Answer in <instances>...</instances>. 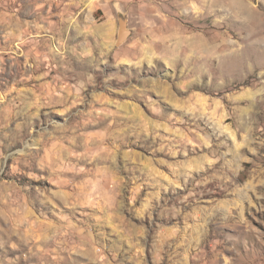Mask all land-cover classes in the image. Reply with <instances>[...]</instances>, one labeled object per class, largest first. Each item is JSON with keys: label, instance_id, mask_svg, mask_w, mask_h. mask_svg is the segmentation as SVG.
I'll list each match as a JSON object with an SVG mask.
<instances>
[{"label": "rangeland", "instance_id": "obj_1", "mask_svg": "<svg viewBox=\"0 0 264 264\" xmlns=\"http://www.w3.org/2000/svg\"><path fill=\"white\" fill-rule=\"evenodd\" d=\"M0 264H264V0H0Z\"/></svg>", "mask_w": 264, "mask_h": 264}, {"label": "water", "instance_id": "obj_2", "mask_svg": "<svg viewBox=\"0 0 264 264\" xmlns=\"http://www.w3.org/2000/svg\"><path fill=\"white\" fill-rule=\"evenodd\" d=\"M124 27H125V22L122 20V21H120V32H121V29H124ZM127 37H128V34L124 35L123 37L119 36L118 44H121L122 42H124Z\"/></svg>", "mask_w": 264, "mask_h": 264}, {"label": "bare ground", "instance_id": "obj_3", "mask_svg": "<svg viewBox=\"0 0 264 264\" xmlns=\"http://www.w3.org/2000/svg\"><path fill=\"white\" fill-rule=\"evenodd\" d=\"M127 34H128V31L125 29V27L124 29H121L120 37H123L124 35H127ZM158 89H159V86L157 85L155 90H158Z\"/></svg>", "mask_w": 264, "mask_h": 264}]
</instances>
